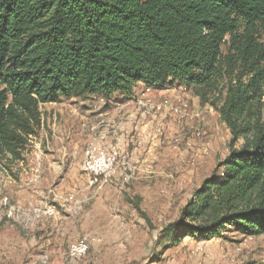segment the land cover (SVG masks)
<instances>
[{"label":"trees","instance_id":"1","mask_svg":"<svg viewBox=\"0 0 264 264\" xmlns=\"http://www.w3.org/2000/svg\"><path fill=\"white\" fill-rule=\"evenodd\" d=\"M139 83L184 85L232 134L221 174L162 230L169 247L264 235V0H0V157H21L41 104L107 108Z\"/></svg>","mask_w":264,"mask_h":264},{"label":"rangeland","instance_id":"2","mask_svg":"<svg viewBox=\"0 0 264 264\" xmlns=\"http://www.w3.org/2000/svg\"><path fill=\"white\" fill-rule=\"evenodd\" d=\"M177 86L142 83L107 108L100 97L41 104L21 157H0V264H264V235L162 238L231 150L219 112Z\"/></svg>","mask_w":264,"mask_h":264},{"label":"built area","instance_id":"3","mask_svg":"<svg viewBox=\"0 0 264 264\" xmlns=\"http://www.w3.org/2000/svg\"><path fill=\"white\" fill-rule=\"evenodd\" d=\"M184 89H186L185 87H183ZM167 104H169V101H165L164 102V105H167ZM185 105V104H184ZM169 107L174 111H176V112H179L181 109H178V108H175L174 109V106L172 105V104H170L169 105ZM197 135L198 136H201V132L199 131L198 133H197ZM115 154H114V156H112V158H111V163H113L114 162V160H115ZM88 242L86 241V239H82L79 243H76V244H74V245H72V247H71V253L74 255V256H78V255H81V254H84V253H86L87 252V250H88Z\"/></svg>","mask_w":264,"mask_h":264},{"label":"crops","instance_id":"4","mask_svg":"<svg viewBox=\"0 0 264 264\" xmlns=\"http://www.w3.org/2000/svg\"><path fill=\"white\" fill-rule=\"evenodd\" d=\"M138 85H142V83H139ZM176 88H179V86H176ZM167 90H169V89L162 90V92H166ZM88 98H90V97H88ZM116 116H118V115H116ZM211 239H212V238H211ZM211 239H210V240H211ZM187 240H194V239L187 237V238H185V239L183 240V242H184V241H187ZM194 241H196V240H194ZM197 242H204V241H197Z\"/></svg>","mask_w":264,"mask_h":264}]
</instances>
